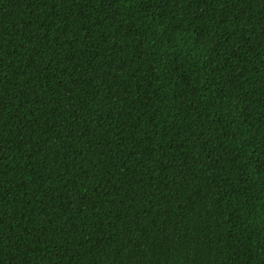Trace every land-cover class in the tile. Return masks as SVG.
Returning <instances> with one entry per match:
<instances>
[{
	"label": "trees",
	"instance_id": "trees-1",
	"mask_svg": "<svg viewBox=\"0 0 264 264\" xmlns=\"http://www.w3.org/2000/svg\"><path fill=\"white\" fill-rule=\"evenodd\" d=\"M0 264H264V0H0Z\"/></svg>",
	"mask_w": 264,
	"mask_h": 264
}]
</instances>
